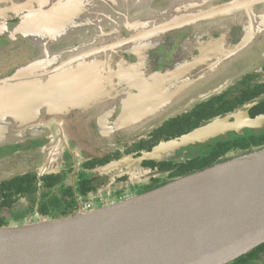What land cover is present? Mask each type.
<instances>
[{
    "label": "water",
    "instance_id": "1",
    "mask_svg": "<svg viewBox=\"0 0 264 264\" xmlns=\"http://www.w3.org/2000/svg\"><path fill=\"white\" fill-rule=\"evenodd\" d=\"M260 4L264 0H236L174 17L136 32L126 43L161 36L200 19L214 22L235 12H246L253 25V9ZM93 39V33L82 36L60 57L33 62L0 80V147L51 140L0 159V184L28 173L60 172L68 147L66 120L72 113L84 116L78 132L103 139L111 147L116 133L148 134L205 98L203 88L189 98V85L159 100L132 84L124 91L125 86L117 83L120 75L107 72L109 52L116 55L118 47L95 46ZM245 48L247 53L249 43L228 52L238 54L236 76L251 64L249 55L241 57ZM263 99L162 142L139 161L169 160L180 148L229 132L264 130V114L252 118L248 113ZM157 104L170 105L158 113L153 109ZM262 244L264 145L105 207L0 226V264H229Z\"/></svg>",
    "mask_w": 264,
    "mask_h": 264
},
{
    "label": "flooded vegetation",
    "instance_id": "2",
    "mask_svg": "<svg viewBox=\"0 0 264 264\" xmlns=\"http://www.w3.org/2000/svg\"><path fill=\"white\" fill-rule=\"evenodd\" d=\"M101 1L102 7L82 14L84 18L81 19L78 13L73 17L75 3L69 0H0V80L15 76L33 62L60 57L78 38L93 33V45L106 43L118 47L116 55L109 52L107 72L120 75L117 83L125 86L124 91L132 84L140 88L139 92L148 91L159 100L189 85L186 88L189 98H194L198 94L196 91L202 88L207 94L187 112L164 121L148 134L137 137L116 133L115 145L111 147L105 146L103 139L99 141L92 135L84 137L85 134L77 130L84 116L70 114L66 120L70 125L68 147L60 172L44 176L28 173L0 184V219L6 225L12 221L24 224L69 217L81 210L98 209L132 195L150 192L207 168H197L203 165V159H218L214 165L249 152L255 148L252 136L264 131L229 132L206 143L180 148L169 160L139 161L144 152L152 151L162 142L181 138L264 96V4L253 9V25L246 12L243 15L235 12V15L220 17L214 22L200 19L161 36L126 43L136 32L165 20L236 0ZM64 3L74 5L64 8L68 12L66 17L70 18L66 22L77 20L76 33L72 36L67 30L62 34L64 29L57 27L62 20L58 19L55 7ZM245 43L251 48L247 53L245 48L240 55H249L251 64L247 72L236 76L233 68L236 71L238 54L228 52ZM202 80L206 81L195 86ZM214 87L216 92L208 96ZM262 102L264 99L248 111L252 118L262 115L252 113L256 106L263 105ZM168 105L157 104L153 109L160 113ZM50 141L28 140L1 146L0 159ZM191 161L195 164L190 166ZM184 169L194 171L183 174ZM21 179L23 181L18 183ZM229 264H264V244Z\"/></svg>",
    "mask_w": 264,
    "mask_h": 264
},
{
    "label": "rangeland",
    "instance_id": "3",
    "mask_svg": "<svg viewBox=\"0 0 264 264\" xmlns=\"http://www.w3.org/2000/svg\"><path fill=\"white\" fill-rule=\"evenodd\" d=\"M69 1H70V3L71 2H74L75 3V6L74 5H69L68 3L67 4L64 3V4H61V5L55 7L56 10H57V12H58V15H57L58 16V19L60 21L62 20L61 23H58L57 27L59 28V30L60 29H62V30L64 29L63 30V33H62V31H58L57 33L58 34H61V33L62 34H65L66 33V30H67V31H69L68 34L70 36H72L74 32L76 33V31H74V27H75L74 24L77 23V20H75L74 22L72 21L70 24H69V22H66L70 18L69 17H66V16H68V14H66L68 12H66V9L64 10V8H67V5L72 6V7L74 6V9H73L74 16L73 17H75L76 14L78 13V18L81 15L80 18L83 19L84 17H83L82 14L95 11L96 8H99V7H102L103 6V2L101 0H69ZM160 2L163 5L166 4L165 1H160ZM35 4H37V3H35ZM17 9L19 11H22V12L24 11V10H22V8H17ZM82 21H84V20H82ZM85 21H88V20H85ZM83 26L84 25L81 26V29L83 28ZM94 206L95 207H98V205H94ZM28 220L29 219H27L26 221H28ZM14 222L15 221H12V223L10 222V225L17 224V223H14ZM33 222H36V221H33Z\"/></svg>",
    "mask_w": 264,
    "mask_h": 264
},
{
    "label": "trees",
    "instance_id": "4",
    "mask_svg": "<svg viewBox=\"0 0 264 264\" xmlns=\"http://www.w3.org/2000/svg\"><path fill=\"white\" fill-rule=\"evenodd\" d=\"M256 96V95H254ZM263 105H260V106H256L253 110H252V113L253 115H258V114H263L264 113V102H262ZM252 142L254 143V147H260L262 145H264V131L260 134L259 132H256V135L252 136ZM246 147H249V144L247 143V146ZM228 150V148H226L224 150V152ZM223 152V153H224ZM203 165L197 167L198 169H202V168H205V167H208L210 165H212L213 163H216L218 161V159H213V160H209V159H203ZM195 162L194 161H191L188 165H194ZM186 166L183 165V168H185ZM185 170V169H184ZM194 171V170H192ZM192 171H186L183 172V174H188ZM23 181V179L19 180L18 183H21ZM12 188V187H11ZM6 224L4 223L3 219H0V226H5Z\"/></svg>",
    "mask_w": 264,
    "mask_h": 264
}]
</instances>
